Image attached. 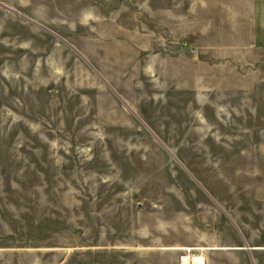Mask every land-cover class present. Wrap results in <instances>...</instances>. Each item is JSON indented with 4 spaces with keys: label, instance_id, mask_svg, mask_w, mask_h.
I'll list each match as a JSON object with an SVG mask.
<instances>
[{
    "label": "rangeland",
    "instance_id": "rangeland-1",
    "mask_svg": "<svg viewBox=\"0 0 264 264\" xmlns=\"http://www.w3.org/2000/svg\"><path fill=\"white\" fill-rule=\"evenodd\" d=\"M194 259L264 264L262 4L0 0V264Z\"/></svg>",
    "mask_w": 264,
    "mask_h": 264
},
{
    "label": "water",
    "instance_id": "water-1",
    "mask_svg": "<svg viewBox=\"0 0 264 264\" xmlns=\"http://www.w3.org/2000/svg\"><path fill=\"white\" fill-rule=\"evenodd\" d=\"M65 43V42H64ZM67 45V44H66ZM68 46V45H67ZM68 47H70V46H68ZM71 48V47H70ZM72 49V48H71ZM73 50V49H72ZM74 51V50H73ZM82 58V57H81ZM83 59V58H82ZM83 61L94 71V73L96 74V76L106 85V87L108 88V89H110V91H112L113 92V90L108 86V84L102 79V77H100V75H98L97 73H96V71L87 63V61L85 60V59H83ZM114 93V92H113ZM114 95L116 96V97H118L115 93H114ZM125 107H126V105H124ZM127 108V107H126ZM128 109V108H127ZM128 110H130V109H128ZM158 141V140H157ZM159 142V141H158ZM160 145H162L161 143H160ZM162 147H164V146H162ZM165 149V148H164Z\"/></svg>",
    "mask_w": 264,
    "mask_h": 264
},
{
    "label": "bare ground",
    "instance_id": "bare-ground-1",
    "mask_svg": "<svg viewBox=\"0 0 264 264\" xmlns=\"http://www.w3.org/2000/svg\"><path fill=\"white\" fill-rule=\"evenodd\" d=\"M184 262H185V263H188V259L185 258V259H184ZM189 263H190V264H203V262H202L201 260H199V259H194V260H192V261L190 260Z\"/></svg>",
    "mask_w": 264,
    "mask_h": 264
},
{
    "label": "crops",
    "instance_id": "crops-1",
    "mask_svg": "<svg viewBox=\"0 0 264 264\" xmlns=\"http://www.w3.org/2000/svg\"><path fill=\"white\" fill-rule=\"evenodd\" d=\"M258 4L261 5L262 4V10H264V0H257ZM260 7V6H259ZM260 9L259 8V12H260Z\"/></svg>",
    "mask_w": 264,
    "mask_h": 264
}]
</instances>
